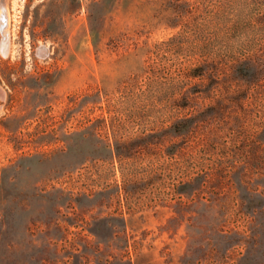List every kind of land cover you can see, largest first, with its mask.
Listing matches in <instances>:
<instances>
[{
  "label": "rangeland",
  "instance_id": "1",
  "mask_svg": "<svg viewBox=\"0 0 264 264\" xmlns=\"http://www.w3.org/2000/svg\"><path fill=\"white\" fill-rule=\"evenodd\" d=\"M9 3L12 25L0 39V264H122L121 257L167 264L169 256L170 264H264V241L222 250L203 218L205 203L264 202V168L253 164L264 160V0ZM225 5L234 28L217 20ZM183 27L190 44L212 43L219 54L217 84L193 98L189 114L211 106L217 112L182 140L181 152H140L125 175L148 176L141 189L123 190L117 167L104 178L86 166L77 173L80 162L105 154L94 140L107 132L95 125L121 80ZM180 59L164 70L176 75ZM192 177L201 179L199 189L176 194ZM124 200L134 208L118 204ZM120 211L125 229L115 219L100 239L88 231L97 218ZM124 234L125 249L118 247Z\"/></svg>",
  "mask_w": 264,
  "mask_h": 264
},
{
  "label": "trees",
  "instance_id": "2",
  "mask_svg": "<svg viewBox=\"0 0 264 264\" xmlns=\"http://www.w3.org/2000/svg\"><path fill=\"white\" fill-rule=\"evenodd\" d=\"M228 12L225 5L217 20L220 19L228 28H234L236 22L230 20ZM186 32V28L183 27L167 39L156 42L147 50L144 66L121 80L117 90L120 98H123V101L121 100L124 103L123 108L121 109L122 106L119 105L118 94L113 103L107 104L105 109L107 115L101 112L95 125L97 131L104 127L107 132L103 137L96 136L94 140L95 147L105 151V154H97L80 162L77 173H81V167L86 166L88 172L101 177L103 176L101 173L105 175L117 167L122 176L123 190L125 185L141 189V186L149 184L148 176L126 178L125 175L138 165L140 152L168 156L181 152L182 140L189 136L193 128L204 125L210 114L217 112L216 107L211 106L209 110L202 108L203 110L197 114H189L193 98L206 95L217 84L215 72L219 68L217 57L219 54L212 43L190 44L185 38ZM181 55L184 58L180 59ZM171 59H180L178 66L180 70L176 75L167 73L163 67V64H167ZM232 70L233 74L237 75L238 66L232 65ZM86 160L90 163L88 164ZM253 164L264 168L261 156L256 157ZM262 174L264 173L261 172ZM161 180L164 181V177H161ZM200 181L199 177L185 180L183 184L175 186V193L189 195L199 189ZM107 200L111 203V196ZM118 204L125 205L128 210L134 208L130 201L124 200ZM175 204L182 206L184 203L177 200ZM165 205L170 204L163 206ZM203 211L205 212L203 218L210 221L209 231L220 235L218 248L222 250L227 251L234 247L254 249L264 241L263 201L217 205L210 202L203 204ZM256 212L261 214V219H256L254 216ZM241 214L246 216L247 222L238 219L237 216ZM115 219L120 222L122 228L127 227L128 221L120 211L116 215L111 212L108 216L97 218L93 224H88L87 229L100 239L103 226L114 228ZM112 232L114 236V231ZM122 236L123 244L118 247L125 249L129 245V240L127 234ZM212 245L216 246L214 243ZM215 252L213 249L212 253ZM104 261L112 263L107 259ZM118 261L122 264L138 263L131 257L125 260L121 257ZM172 261V256L164 258L167 264Z\"/></svg>",
  "mask_w": 264,
  "mask_h": 264
},
{
  "label": "flooded vegetation",
  "instance_id": "3",
  "mask_svg": "<svg viewBox=\"0 0 264 264\" xmlns=\"http://www.w3.org/2000/svg\"><path fill=\"white\" fill-rule=\"evenodd\" d=\"M10 11L11 5L9 3V0H0V39L6 37V35L8 34V29H10L12 25ZM36 11H40V7H38ZM35 22L36 23L32 25L33 29L37 26V19L35 20ZM22 27H26V25L22 24Z\"/></svg>",
  "mask_w": 264,
  "mask_h": 264
}]
</instances>
